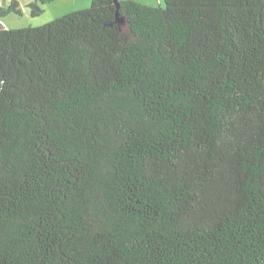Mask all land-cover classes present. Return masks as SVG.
<instances>
[{"label":"trees","instance_id":"trees-1","mask_svg":"<svg viewBox=\"0 0 264 264\" xmlns=\"http://www.w3.org/2000/svg\"><path fill=\"white\" fill-rule=\"evenodd\" d=\"M163 1L0 21V264H264V0Z\"/></svg>","mask_w":264,"mask_h":264},{"label":"rangeland","instance_id":"rangeland-1","mask_svg":"<svg viewBox=\"0 0 264 264\" xmlns=\"http://www.w3.org/2000/svg\"><path fill=\"white\" fill-rule=\"evenodd\" d=\"M12 0H0L1 23L6 28L19 29L27 27H39L69 13L89 8L92 0H52L42 6V13L33 15L29 7L34 0H17L20 13L8 12ZM132 1L144 6L163 7V0H119Z\"/></svg>","mask_w":264,"mask_h":264},{"label":"water","instance_id":"water-1","mask_svg":"<svg viewBox=\"0 0 264 264\" xmlns=\"http://www.w3.org/2000/svg\"><path fill=\"white\" fill-rule=\"evenodd\" d=\"M113 3L115 5V7H116V22L119 24V23L122 22V19H120L118 17V14H119V12H118V10H119V1L118 0H113Z\"/></svg>","mask_w":264,"mask_h":264}]
</instances>
